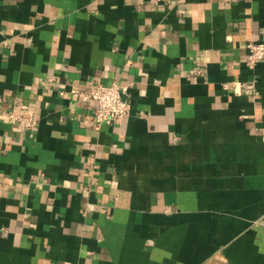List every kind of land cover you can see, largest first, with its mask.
<instances>
[{
    "label": "crops",
    "instance_id": "crops-1",
    "mask_svg": "<svg viewBox=\"0 0 264 264\" xmlns=\"http://www.w3.org/2000/svg\"><path fill=\"white\" fill-rule=\"evenodd\" d=\"M258 40L264 0H0V264H264Z\"/></svg>",
    "mask_w": 264,
    "mask_h": 264
},
{
    "label": "built area",
    "instance_id": "built-area-1",
    "mask_svg": "<svg viewBox=\"0 0 264 264\" xmlns=\"http://www.w3.org/2000/svg\"><path fill=\"white\" fill-rule=\"evenodd\" d=\"M166 0H155L157 4ZM248 54L246 66L255 69L257 65L264 63V41H251L247 44ZM203 73L204 70H199ZM258 77L253 75L247 80L224 82L223 87L240 94L254 95L257 92L256 84ZM76 96L87 103L95 102L96 113L92 121L88 122L95 128H100L104 123L112 124L121 122L130 112V93L124 86L114 82L111 85H98L92 90H73ZM15 119L20 127L31 128L38 123L33 114H29L27 109L20 110L15 114Z\"/></svg>",
    "mask_w": 264,
    "mask_h": 264
}]
</instances>
